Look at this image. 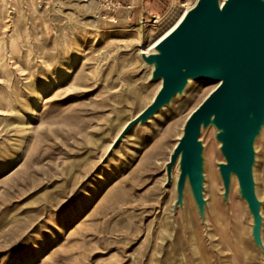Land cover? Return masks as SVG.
Returning <instances> with one entry per match:
<instances>
[{
  "label": "rangeland",
  "instance_id": "rangeland-1",
  "mask_svg": "<svg viewBox=\"0 0 264 264\" xmlns=\"http://www.w3.org/2000/svg\"><path fill=\"white\" fill-rule=\"evenodd\" d=\"M109 2L0 0V264H264V110L245 178L210 121L196 170L216 84L156 110L147 61L198 0Z\"/></svg>",
  "mask_w": 264,
  "mask_h": 264
},
{
  "label": "water",
  "instance_id": "water-1",
  "mask_svg": "<svg viewBox=\"0 0 264 264\" xmlns=\"http://www.w3.org/2000/svg\"><path fill=\"white\" fill-rule=\"evenodd\" d=\"M259 2L231 0L221 12L211 0H203L167 42L157 71L164 76L165 89L157 98L156 110L178 93L177 80L183 69L191 78L224 83L196 110L182 143L181 149L194 160L196 170L200 167L199 128L216 112L224 116V124L216 122L224 129L231 168H237L243 178L247 174L255 124L241 99L253 100L257 108L264 100V6Z\"/></svg>",
  "mask_w": 264,
  "mask_h": 264
},
{
  "label": "bare ground",
  "instance_id": "bare-ground-1",
  "mask_svg": "<svg viewBox=\"0 0 264 264\" xmlns=\"http://www.w3.org/2000/svg\"><path fill=\"white\" fill-rule=\"evenodd\" d=\"M203 0H198V2L191 7L190 9L188 8L186 11H184L179 17L178 20L175 22V24L169 28L161 37H159L151 46H150V50H151V59H149V61H147L148 66H150L152 68L153 72H157L160 70V62L163 60L164 56H165V51H166V45L168 40L183 26V24L186 22V20L188 19V17L190 16V14L199 6V4L202 2ZM213 6H215V8H217L219 11L223 12L225 10V8L228 6V4L231 2V0H224L223 2H219L217 4L214 3V0H211ZM259 5L264 6V1L260 0ZM154 18V17H153ZM156 20H152L153 22H160L162 20V17H156ZM142 53V52H141ZM147 53V51H146ZM148 55V54H147ZM160 79L162 81L160 89L158 91V95L157 98L159 97V95L163 92V90L165 89V79L164 76H160ZM192 80L194 81H200V82H206V83H210L205 79H194L188 76L187 71L185 69H183L181 71V77L177 80V86H178V93L175 95V97L180 94L181 92H183L186 88V86L189 84V82H191ZM223 82L222 83H218L215 86V89L207 96V98L202 102V104L196 109L198 110L199 108H201L212 96L213 94H215L222 86H223ZM241 104L245 107V110H254L256 113H260L262 112V109H264V100L261 103V106L259 108L255 107L253 100H247V99H241ZM196 110L193 112V114L190 116V119L192 118V116L194 115V113L196 112ZM221 121L222 124H224V116L223 113H214L209 117V121L211 125H216L217 122L216 121ZM181 139L183 140V137L180 138L179 142L181 141ZM179 144V143H178ZM185 154V150L182 152L181 157ZM203 168V174L205 171V166L204 163L202 165ZM188 185H190V183L188 182ZM189 192V191H188Z\"/></svg>",
  "mask_w": 264,
  "mask_h": 264
},
{
  "label": "crops",
  "instance_id": "crops-1",
  "mask_svg": "<svg viewBox=\"0 0 264 264\" xmlns=\"http://www.w3.org/2000/svg\"><path fill=\"white\" fill-rule=\"evenodd\" d=\"M113 4L122 6L125 0H111Z\"/></svg>",
  "mask_w": 264,
  "mask_h": 264
},
{
  "label": "built area",
  "instance_id": "built-area-1",
  "mask_svg": "<svg viewBox=\"0 0 264 264\" xmlns=\"http://www.w3.org/2000/svg\"><path fill=\"white\" fill-rule=\"evenodd\" d=\"M110 6H112L113 11L117 9V5L113 4L112 1L108 3Z\"/></svg>",
  "mask_w": 264,
  "mask_h": 264
}]
</instances>
